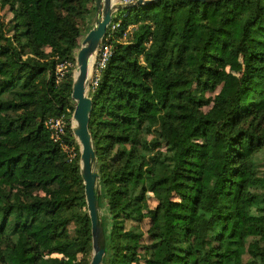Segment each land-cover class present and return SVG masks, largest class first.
I'll use <instances>...</instances> for the list:
<instances>
[{"label":"trees","instance_id":"1","mask_svg":"<svg viewBox=\"0 0 264 264\" xmlns=\"http://www.w3.org/2000/svg\"><path fill=\"white\" fill-rule=\"evenodd\" d=\"M95 10L0 0V264H90L80 146L69 124L71 158L45 123L74 112L73 69L61 84L55 72L76 63ZM118 13L90 93L104 264H264V0ZM231 56L236 79L221 75Z\"/></svg>","mask_w":264,"mask_h":264},{"label":"water","instance_id":"2","mask_svg":"<svg viewBox=\"0 0 264 264\" xmlns=\"http://www.w3.org/2000/svg\"><path fill=\"white\" fill-rule=\"evenodd\" d=\"M158 1L160 0L138 1L124 6L119 3V0H96L97 14L94 19V27L83 38L82 46L76 55L77 69L74 73L72 86V100L75 102V108L71 117V131L80 146V174L85 186L87 209L91 220L92 259L90 264H104L106 256L103 216L99 206L100 176L92 134L89 129L93 112V100L88 94L92 59L95 60L96 53L107 36L109 27L114 21L113 15L116 12L151 5ZM93 68L94 63L92 70Z\"/></svg>","mask_w":264,"mask_h":264},{"label":"built area","instance_id":"3","mask_svg":"<svg viewBox=\"0 0 264 264\" xmlns=\"http://www.w3.org/2000/svg\"><path fill=\"white\" fill-rule=\"evenodd\" d=\"M138 1H147V0H119V3L121 5L127 6V5L134 4ZM126 16L127 14H125L123 17H126ZM121 22H122V19H120V17L116 22L113 21V23L110 26L112 33L115 32L120 27ZM110 37H111V34L109 35V33H107V36L104 38V40L102 41L99 47L100 55H99V59L97 60V63L95 66L94 78L91 83L92 89H96V87L98 86V83L101 77V72L105 69L106 64L111 56L112 48L109 45ZM69 67H71V63L68 61H64L57 66L56 72H55L57 83L63 80V78L65 77V72L68 70ZM69 113H70V110L68 109L67 112L62 114L61 116L52 117L48 119L45 125L51 133L52 140L58 145H60L62 149L65 152H67L71 158H73L74 150L66 142L68 126L69 124H71V118L68 119Z\"/></svg>","mask_w":264,"mask_h":264},{"label":"rangeland","instance_id":"4","mask_svg":"<svg viewBox=\"0 0 264 264\" xmlns=\"http://www.w3.org/2000/svg\"><path fill=\"white\" fill-rule=\"evenodd\" d=\"M1 15H2V17H3V22H5L6 24H8V22H10V21L13 20V15L10 14V13L7 11V9H6V10H3L2 13H1ZM95 17H96V16H95ZM20 21H23V20L20 19ZM85 36H86V35H85ZM85 36H83V37L80 38V40H79V49H80L81 46H82V41H83V38H84ZM79 49H78V50H79ZM47 50H49V49L47 48ZM78 50H77V52H78ZM77 52H76V55H77ZM99 55H100V51H99V49H98V51H97V53H96V56H95V60H94V68H93V70H92V72H91V76H90V88H89V90H88V94H89V95H90V93H91V83H92L93 78H94L95 66H96L97 60L99 59ZM63 62H64V61H63ZM68 62L71 63V67H69L68 70L65 72V77L63 78V80H62L61 82H59V84H61L62 82L65 81V79L67 78L69 72H70L72 69H73V77H74V73H75V70L77 69V65H76V63L74 64V63L71 62V61H68ZM61 63H62V62H61ZM59 64H60V63H59ZM241 70H242V65H241V61H240V59L231 56L230 59H229V61H228V64H227L226 66H224V67L221 68V75L229 74V75H231V77H233L234 79H236V78L239 76ZM219 82H220V83H219L220 86H222L223 81H222L221 77H219ZM216 95H217V93H208V96H209V97H213V98H215ZM73 102H74V101H73ZM73 104H74V108H75V102H74ZM205 110H207V108H206ZM97 164H98V162H97ZM36 192H37V191H36ZM37 193H38V192H37ZM150 201H151V203H154V202H155V198H154L153 195L150 196ZM105 214H106V213H105V210H104V209H101V215L103 216V218H104ZM141 228H142L143 230L146 231V230H148L149 225H148L147 223H143V224H141ZM131 238H132L131 243L134 244V242L136 241V238H134V237H132V236H131ZM144 240H145V242L147 243V242H148V237L146 236ZM138 249H139V251L141 250V248H138ZM140 252L142 253V250H141ZM142 254H144V253H142ZM82 257H83L82 255H78V256L74 257V261H80V260L82 259ZM91 259H92V252H91ZM90 262H91V261H90ZM139 264H150V263H148V262H147L146 260H144V259H141V262H140Z\"/></svg>","mask_w":264,"mask_h":264},{"label":"crops","instance_id":"5","mask_svg":"<svg viewBox=\"0 0 264 264\" xmlns=\"http://www.w3.org/2000/svg\"><path fill=\"white\" fill-rule=\"evenodd\" d=\"M96 14H97V8H96V10L94 11V15H93V17H92V19H91V29L89 30V32L92 30V28L94 27V19H95V16H96ZM118 12H116L114 15H113V18L115 19L117 16H118ZM88 32V33H89Z\"/></svg>","mask_w":264,"mask_h":264},{"label":"bare ground","instance_id":"6","mask_svg":"<svg viewBox=\"0 0 264 264\" xmlns=\"http://www.w3.org/2000/svg\"><path fill=\"white\" fill-rule=\"evenodd\" d=\"M94 63V59H92V63H91V67H90V74H91V70H92V64Z\"/></svg>","mask_w":264,"mask_h":264}]
</instances>
